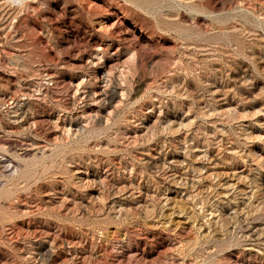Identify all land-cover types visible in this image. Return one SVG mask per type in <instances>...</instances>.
Instances as JSON below:
<instances>
[{
    "label": "rangeland",
    "instance_id": "rangeland-1",
    "mask_svg": "<svg viewBox=\"0 0 264 264\" xmlns=\"http://www.w3.org/2000/svg\"><path fill=\"white\" fill-rule=\"evenodd\" d=\"M0 264H264V0H0Z\"/></svg>",
    "mask_w": 264,
    "mask_h": 264
}]
</instances>
